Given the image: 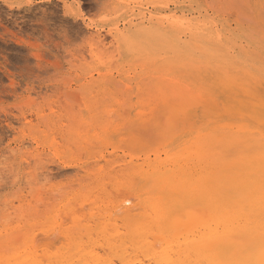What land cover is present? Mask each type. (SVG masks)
Returning <instances> with one entry per match:
<instances>
[{
	"label": "rangeland",
	"instance_id": "obj_1",
	"mask_svg": "<svg viewBox=\"0 0 264 264\" xmlns=\"http://www.w3.org/2000/svg\"><path fill=\"white\" fill-rule=\"evenodd\" d=\"M250 63L264 67V0H0V264L179 263L137 177L166 157L155 90L221 101L257 88ZM177 109L162 140L203 120L197 101Z\"/></svg>",
	"mask_w": 264,
	"mask_h": 264
},
{
	"label": "bare ground",
	"instance_id": "obj_2",
	"mask_svg": "<svg viewBox=\"0 0 264 264\" xmlns=\"http://www.w3.org/2000/svg\"><path fill=\"white\" fill-rule=\"evenodd\" d=\"M250 65L256 73L253 69L243 75H249L257 88L253 91H247L250 87L217 88L218 94L224 96L221 101L210 97V90H204L206 87L190 89L186 83L182 89H160L158 85L155 90L161 103L157 104V112L153 110L156 115L152 121L156 124H152L156 128L149 142L158 144L153 152H164L166 157L150 160L146 155L137 177L141 178L139 185L147 202L157 204L154 215L157 230L162 236L175 238L172 243L185 260L193 257L198 261L216 259L219 264H264V67ZM195 75L189 78L193 81ZM213 76L217 82L222 80V75ZM232 92L237 95L231 96ZM194 101L198 102L203 120L194 127L190 126L192 122L175 129L169 139L162 140L160 128L169 125L166 115L174 113L167 114L168 111L179 107L177 112L187 113L185 105ZM98 121L104 120L99 117ZM11 251L6 253L9 255ZM170 252L166 250L167 255L160 256L157 262L174 263L177 259L172 260ZM85 255L80 251L79 258L76 257L81 261ZM181 257L177 264H183Z\"/></svg>",
	"mask_w": 264,
	"mask_h": 264
}]
</instances>
